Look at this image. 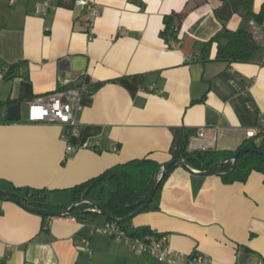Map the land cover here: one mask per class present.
I'll list each match as a JSON object with an SVG mask.
<instances>
[{"label":"crops","instance_id":"0c3cea01","mask_svg":"<svg viewBox=\"0 0 264 264\" xmlns=\"http://www.w3.org/2000/svg\"><path fill=\"white\" fill-rule=\"evenodd\" d=\"M74 1L0 0L1 190L46 188L55 210L66 209L73 186L114 165L144 157L163 164L201 146L234 153L264 119V45L237 63L214 60L216 43L206 47L223 29L220 0H89L99 9L90 31ZM43 2L46 14L37 11ZM263 3L254 0V10ZM186 10L173 47L164 18ZM242 24L234 15L227 28ZM248 25L264 43V22ZM69 87L84 88L76 134L28 121L30 100ZM13 104L20 120H3ZM107 222L101 214L45 219L0 200V264H167L96 230ZM139 227L166 234L176 250L203 253L205 264H264V174L225 183L177 166L126 230Z\"/></svg>","mask_w":264,"mask_h":264},{"label":"trees","instance_id":"16d2710c","mask_svg":"<svg viewBox=\"0 0 264 264\" xmlns=\"http://www.w3.org/2000/svg\"><path fill=\"white\" fill-rule=\"evenodd\" d=\"M204 1V0H203ZM221 5L215 9L216 16L223 24V29L214 35L206 44L207 49L216 43L214 60L227 63L251 62L254 55L264 43L258 40L248 23L254 21L257 25L264 22V3L259 12L254 10V0H220ZM63 5L72 6V2L62 1ZM205 2V1H204ZM198 4V3H196ZM187 10L172 13L164 18L165 28L163 35L168 42L178 37L181 21ZM240 15L243 24L237 30L227 28V22L234 16ZM249 146L264 150V136L260 142L249 138L242 146ZM237 149V150H238ZM236 150V151H237ZM235 151V152H236ZM233 152H220L216 150H194L183 153L182 158L188 165L196 170H207L215 162L231 155ZM161 164L152 158L144 157L133 159L125 163L114 165L100 175L71 188L74 202H78L72 214L80 217L82 214H99L89 209L95 208L90 202H80L92 199L101 203L105 209L116 217H125L138 209L146 200L154 177ZM177 165H171L161 179L156 195H158L165 179ZM253 171L264 174V156L255 152H242L235 161H227L219 167V176L225 183L245 181ZM0 189V196L3 195ZM49 190L46 188L14 187L12 194L19 197L24 203L31 206L55 210L61 208L50 204L47 200ZM153 201V200H152ZM149 208V207H148ZM147 208V209H148ZM43 218L49 216L41 215ZM108 221L109 218L106 217ZM130 223L120 224L126 229ZM131 235L145 236L157 234L148 227H139Z\"/></svg>","mask_w":264,"mask_h":264},{"label":"built area","instance_id":"2783aa9c","mask_svg":"<svg viewBox=\"0 0 264 264\" xmlns=\"http://www.w3.org/2000/svg\"><path fill=\"white\" fill-rule=\"evenodd\" d=\"M14 1V0H11ZM74 4L85 10V26L90 31L93 25V19L99 14V9L94 2L89 0H75ZM50 4L43 2L37 5V11L47 13ZM55 8V7H54ZM179 41H171V46L179 45ZM83 87H69L47 93L40 97L30 100L27 119L29 122H57L68 125L71 128V134L77 133L78 122L77 114L82 106L80 99L83 95ZM69 133V134H70ZM69 134H63L65 140ZM199 136H203V131H199ZM264 136V119H261L254 129L249 131V138L257 139ZM88 144L85 142L82 147ZM200 150H206V146H201ZM72 145H67V151H74ZM117 150V147H114ZM99 232L108 234L118 241L125 243L133 251L139 253H148L160 262L167 264H205L209 259L201 252L193 251L184 253L176 250L170 244L169 238L164 233H157L145 236L131 235L120 224L110 220L102 227L96 229ZM89 244V241H86Z\"/></svg>","mask_w":264,"mask_h":264},{"label":"water","instance_id":"95a60500","mask_svg":"<svg viewBox=\"0 0 264 264\" xmlns=\"http://www.w3.org/2000/svg\"><path fill=\"white\" fill-rule=\"evenodd\" d=\"M21 118V112H20V106L19 104H13V105H8L2 110V119L3 120H9V121H18ZM242 152H255L260 155L264 156V150L258 149V148H253L249 146H243L240 149H238L236 152L232 153L231 155L215 162L212 164L207 170L199 171L191 167L190 165L187 164V162L182 158V157H173L167 162L161 164L159 169L157 170L155 177H154V182L152 184V187L150 189V192L146 198V200L143 202V204L130 213L129 215L125 217H116L110 212H108L105 207L99 203L98 201L92 200V199H84L80 202H90L95 206V208L89 209V211H94L96 213H99L101 215H104L105 217L109 218L110 220L118 223V224H124L127 223L131 220H133L138 214L146 210L152 200L154 199L159 183L161 179L164 177L166 171L168 168L175 164L178 167H180L183 171L191 174V175H197V176H209V175H219V167L224 164L227 161H235L238 157V155ZM3 195L0 196V200L2 201H13L15 203H18L21 205L23 208L35 212L40 215H45V216H67L72 214V210L75 208V206L78 204V202L74 203L70 207H67L66 209L62 210H51V209H46V208H40V207H35L31 206L29 204L24 203L19 197L12 193H8L6 191H2Z\"/></svg>","mask_w":264,"mask_h":264}]
</instances>
